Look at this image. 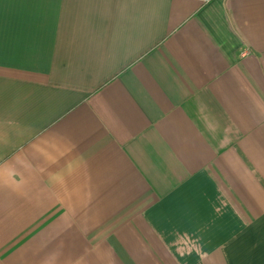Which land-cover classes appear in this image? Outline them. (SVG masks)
Here are the masks:
<instances>
[{"label":"crops","instance_id":"crops-1","mask_svg":"<svg viewBox=\"0 0 264 264\" xmlns=\"http://www.w3.org/2000/svg\"><path fill=\"white\" fill-rule=\"evenodd\" d=\"M0 17V264H264V0Z\"/></svg>","mask_w":264,"mask_h":264},{"label":"snow or ice","instance_id":"snow-or-ice-1","mask_svg":"<svg viewBox=\"0 0 264 264\" xmlns=\"http://www.w3.org/2000/svg\"><path fill=\"white\" fill-rule=\"evenodd\" d=\"M0 7H2V0H0ZM0 37H2V17H0Z\"/></svg>","mask_w":264,"mask_h":264}]
</instances>
